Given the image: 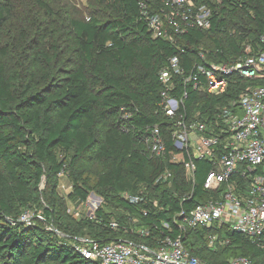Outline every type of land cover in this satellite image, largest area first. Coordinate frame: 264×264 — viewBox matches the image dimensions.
<instances>
[{
    "label": "trees",
    "instance_id": "obj_1",
    "mask_svg": "<svg viewBox=\"0 0 264 264\" xmlns=\"http://www.w3.org/2000/svg\"><path fill=\"white\" fill-rule=\"evenodd\" d=\"M141 1L90 0L80 13L52 0H0V264H101L75 244L150 247L179 235L204 264L235 257L264 264V247L227 224L180 229L194 205L220 188L203 187L212 160L193 158L190 180L171 161L177 116L162 109L159 79L176 56L183 74L168 94L187 91L180 113L213 123L259 81L233 74L223 93L212 94L192 90L184 74L197 64L232 63L247 45L249 54L264 50V0H220L208 28L174 41L152 35ZM154 126L166 146L160 155L146 143ZM91 192L101 198L92 214L70 212Z\"/></svg>",
    "mask_w": 264,
    "mask_h": 264
},
{
    "label": "built area",
    "instance_id": "obj_2",
    "mask_svg": "<svg viewBox=\"0 0 264 264\" xmlns=\"http://www.w3.org/2000/svg\"><path fill=\"white\" fill-rule=\"evenodd\" d=\"M147 0L140 2L148 29L154 37L174 41L177 35L196 27L206 29L211 24L213 5L220 0ZM264 42V33L261 35ZM245 55L234 62L197 64L183 82L192 90L205 89L207 93H223L230 75L258 80L255 86L244 90L230 108L217 113L213 123L200 119H185L179 108L187 91L181 97L170 96L174 76L183 74L176 56L167 59V65L159 73L163 84L162 109L169 117H176L171 139L173 150L170 159L182 163L187 180L193 178V158L213 161L203 187L214 191L216 198L198 203L183 217L179 226L185 228L205 227L211 224H227L231 229L257 240L264 247V50ZM150 152L155 155L166 151L165 143L157 126L150 129L146 139ZM171 174L164 171L159 178ZM183 211L179 215L183 216ZM27 220L26 215L22 217ZM115 226V223H111ZM167 227V224H165ZM141 233H145L141 230ZM215 237H210V243ZM75 248L86 258L101 264H204L191 255L183 245L180 235L165 236L155 246L136 245L129 241L100 243L82 239ZM229 264H252L245 257H235Z\"/></svg>",
    "mask_w": 264,
    "mask_h": 264
},
{
    "label": "rangeland",
    "instance_id": "obj_3",
    "mask_svg": "<svg viewBox=\"0 0 264 264\" xmlns=\"http://www.w3.org/2000/svg\"><path fill=\"white\" fill-rule=\"evenodd\" d=\"M52 2L62 6L64 5V3H67V6L71 12L80 13H85L91 4L90 0H52ZM59 189L61 193H66L70 190L66 175H62V177L60 178ZM100 202L101 199H99L97 195H89L87 197V200L84 203L79 204L78 206L69 204L70 212L74 213V215L77 217H79L81 212L85 213L86 215H90L97 208ZM26 217L28 218L29 215L27 214Z\"/></svg>",
    "mask_w": 264,
    "mask_h": 264
},
{
    "label": "water",
    "instance_id": "obj_4",
    "mask_svg": "<svg viewBox=\"0 0 264 264\" xmlns=\"http://www.w3.org/2000/svg\"><path fill=\"white\" fill-rule=\"evenodd\" d=\"M89 195H94V193L93 192H91ZM99 199H101L99 196H97ZM61 234V233H60ZM61 235H63V234H61Z\"/></svg>",
    "mask_w": 264,
    "mask_h": 264
}]
</instances>
